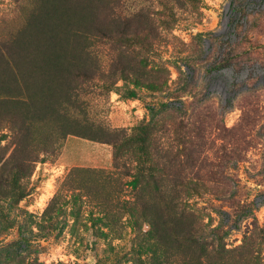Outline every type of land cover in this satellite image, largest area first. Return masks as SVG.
Instances as JSON below:
<instances>
[{
	"label": "rangeland",
	"instance_id": "obj_1",
	"mask_svg": "<svg viewBox=\"0 0 264 264\" xmlns=\"http://www.w3.org/2000/svg\"><path fill=\"white\" fill-rule=\"evenodd\" d=\"M23 2L0 0V36L22 24ZM126 4L128 11L144 5L158 15L159 38L152 50H142L157 84L149 78L140 85L120 79L109 89L99 84L88 96L90 116L131 130L164 103L178 108L181 157L187 159L192 150L197 163L189 167L205 173L192 182L187 202L212 227L224 225L229 256L239 258L237 250L253 246L249 251L255 248L260 258L247 264H264V0ZM102 50L107 66L109 49ZM131 90L137 95H129ZM1 131L7 136L0 143L9 154L11 132ZM113 153L110 144L69 135L55 151L41 155L30 176V194L13 207L2 203L0 263L10 249L26 264H165L148 226H134L121 207L120 200L133 197L132 176L115 166ZM75 167L105 170L110 181L104 193L67 184ZM53 201L58 207L51 216ZM182 258L172 256L170 262L184 264Z\"/></svg>",
	"mask_w": 264,
	"mask_h": 264
},
{
	"label": "trees",
	"instance_id": "obj_2",
	"mask_svg": "<svg viewBox=\"0 0 264 264\" xmlns=\"http://www.w3.org/2000/svg\"><path fill=\"white\" fill-rule=\"evenodd\" d=\"M21 6L22 24L0 36V141L7 136L1 130L8 128L14 144L8 154L0 143V217L6 216L3 202L13 207L30 194V176L41 155L77 135L114 147L115 166L132 176L133 197L120 200L121 207L134 226H148L165 264H175L170 258L178 255L184 264L259 259V252L246 245L237 250L239 258L229 256L224 225L212 227L187 202L192 182L205 173L189 167L197 163L192 150L187 159L181 157L178 108L164 103L131 130L90 116L88 96L99 84L109 89L120 79L140 85L147 78L157 84L142 50H152L159 38L158 15L144 5L128 11L126 0H25ZM85 173H91L90 180L84 181ZM108 180L103 169L75 167L65 182L101 196ZM54 203L51 216L58 207ZM4 259L0 264H26L15 250L8 249Z\"/></svg>",
	"mask_w": 264,
	"mask_h": 264
}]
</instances>
